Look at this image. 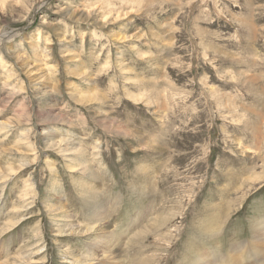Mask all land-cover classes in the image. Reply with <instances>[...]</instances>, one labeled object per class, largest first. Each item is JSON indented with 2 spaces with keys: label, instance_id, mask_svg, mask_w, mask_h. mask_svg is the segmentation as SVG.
I'll return each mask as SVG.
<instances>
[{
  "label": "rangeland",
  "instance_id": "rangeland-1",
  "mask_svg": "<svg viewBox=\"0 0 264 264\" xmlns=\"http://www.w3.org/2000/svg\"><path fill=\"white\" fill-rule=\"evenodd\" d=\"M17 1L0 0V148H14L23 133L29 143L25 153L0 151L1 168L24 164L13 184L0 173V263L30 247L40 264H62V245L92 251L78 238L58 242L43 206L53 214L62 191L74 223L90 224L85 182L121 244L120 264H206V255L209 264H253L264 183L244 180L264 174V0ZM109 12L120 17L113 23ZM66 45L74 55L63 57ZM47 47L55 90L42 79L34 86L14 57L42 62ZM8 69L20 80L6 83ZM82 73L91 86L75 76ZM91 93L102 97L96 106L73 100ZM51 101L68 120L52 132L79 146L90 176L69 173L44 146L38 111ZM97 113L135 135L107 132ZM20 116L13 129L2 124Z\"/></svg>",
  "mask_w": 264,
  "mask_h": 264
},
{
  "label": "bare ground",
  "instance_id": "bare-ground-1",
  "mask_svg": "<svg viewBox=\"0 0 264 264\" xmlns=\"http://www.w3.org/2000/svg\"><path fill=\"white\" fill-rule=\"evenodd\" d=\"M6 2L10 1V0H5ZM20 2V0H18L17 2H14V6L18 5ZM6 6V5H5ZM60 12H62L63 14H67V12L69 13V11H65V10H58V13L61 14ZM113 12H109L107 15L108 17L112 16ZM75 14V12H72L69 14V17L67 16V19H71L70 17H73ZM114 14V13H113ZM115 18L113 19V23L118 20V18L120 17V14H114ZM105 20L106 18L102 21V27L105 26ZM62 35V34H61ZM122 36V35H120ZM9 37V36H8ZM137 37V36H136ZM10 38H8L7 40H9ZM12 39V38H11ZM10 39V40H11ZM113 39H115V42H119L120 44L123 43L122 42V37H114ZM1 40V39H0ZM6 40V41H7ZM124 40V38H123ZM134 40V39H133ZM129 41V40H128ZM1 42V41H0ZM125 42V41H124ZM131 43V42H130ZM125 45V47H129L131 49V52L134 56L137 57V59H141L144 57L143 54H140L139 52H135V46L133 45ZM35 47V46H34ZM48 47L45 48V53H44V61L42 62H35L32 63L30 62L27 58H24L23 60L21 59V57L17 54L14 55L15 59L17 60V62L25 69V74H27V76L32 80L33 85H35L36 81L39 79L43 80V83H51V89L55 90V88H57L59 86V82H60V78L57 76L58 73V66L56 64V62L54 63L50 58V53L48 52ZM66 49H69V46L66 45ZM70 50V49H69ZM35 51V49H34ZM70 53V54H69ZM38 55V54H37ZM35 54L36 57H41V56H37ZM69 55H74L73 52L68 51L65 52L63 57H68ZM43 58V57H42ZM72 59H74L75 57H71ZM22 62V63H21ZM2 64L5 65L6 67V62H4L2 60ZM8 74L9 76H6L8 78V80L6 81V83H10L12 82V80H9L11 78H13L12 76H15L14 79L16 80H20L19 78V74H16V72L12 69H8ZM124 73H128V72H124ZM74 74V73H72ZM77 75V77L79 79H86L87 83L86 86H91V78H82L85 76L84 73L82 74H75V76ZM31 82V83H32ZM21 86L17 87L18 89ZM90 89V88H89ZM18 92V91H17ZM151 94V93H150ZM155 95L159 96V93H155ZM143 98V97H142ZM142 98H139L140 100ZM149 97L146 96V99H148ZM137 99V100H139ZM73 100L76 103H81V104H85L86 102H88L90 104V106H96V104L99 103V100L102 101V97L96 93H91V94H75L73 96ZM57 106L54 104L53 101H51V103L49 104L48 109H43L46 110L45 112H43L42 114L40 113V111H38L39 114V125H42L43 128L40 130V134L39 136L41 137V140L44 144V146L47 148V150H50L52 153L60 155L61 157H63L65 159V161L68 163L66 164V169H68L69 173H79L80 176L84 177L85 175L88 174V176H90L89 173V169L86 165L85 162V158H84V153L83 151L79 148V146L77 144H75L74 142L70 141L67 138H62L59 137V135L53 133V128L54 126H57V124L59 122L61 123H68V120L65 119V117L61 114H59V112L57 111ZM25 109V111H30L29 108H27L26 105H23V107ZM41 110V112L43 111ZM98 117H97V124H99V126H101L102 128H104L107 132L113 131L115 133H119L120 135L123 136H127L133 134L135 135L134 132L129 131L128 128L122 124H116L114 123L112 120H110V118L105 115V114H100L97 113ZM25 119L23 117L20 116V119H17L16 121H12L10 120H6L5 122H3L2 124L10 129H13L14 127L19 126L20 121H24ZM28 121V118H27ZM22 135H24L22 137V140H20L17 144H15L13 147L16 148V150L14 148L9 149V148H0V151L4 153L8 152V151H13L14 153L20 154V152L25 153V151L22 149V142L23 141H27V143H29V138L27 136H25V133H23ZM19 152H18V151ZM263 163V168H264V161H262ZM26 167V166H25ZM24 169V164L21 165H12V166H7L4 168L0 167V173H4L7 176V179L5 180V182H10L11 184L14 183L15 179L18 178V175L21 174V171ZM56 169L54 167L50 168V171H55ZM245 183L248 184H263L264 183V174H259V175H254L251 179L250 178H246ZM57 183V182H56ZM61 186V185H60ZM263 185H260L259 187L261 188ZM88 184L83 182L82 184V191L84 193H87L86 198L87 200V208L86 211L88 213L87 217L90 219V224H85V225H80V224H75L74 223V219H72L70 213L65 209V205H63V200H62V191L60 192L59 199L61 202H58V205L54 208V206H51V212L53 214H50V210H48L46 208V201L43 202V206L45 208V212L48 214L50 220H51V224H52V231L54 234V238L60 242L61 244L63 243H71L73 240V238H78L76 240H80L79 242L83 245H85V243L88 242L89 247H92V251L87 250V253L89 251L88 254H85L83 256H79L75 253H73L72 251H70L68 248L65 247H58L60 248L59 250L61 251V260H62V264H120L121 261V244L120 246L117 244V239L114 236L112 230H110L108 228V223L103 215V209L100 205V201L98 199V193L96 189H92L91 188H87ZM259 188V189H260ZM258 189V190H259ZM63 190V189H62ZM89 190V191H88ZM19 200H21L23 202L22 207L25 208L28 204L26 203L27 201V197L25 196V194H23L22 196H19ZM52 204V203H51ZM50 204V205H51ZM27 209H31V208H27ZM26 211V209H22L20 212ZM14 214H16L15 212H13ZM34 216L30 215L26 218H22V220H19L18 223H22L25 222L26 220H29L31 218H33ZM14 222H9V223H5L4 226L7 228H10L13 225ZM152 227L151 226H147L145 228L146 231L151 230ZM253 238H252V242H253V250H254V255H253V260L254 263L253 264H264V221H260L259 223H256L253 226ZM92 233L96 234L97 236H91ZM120 243V242H119ZM102 246V250L104 252V254H102V257L100 256V260L97 259V257L95 256L96 253H94L95 251H98L97 248L95 247H100ZM105 248V249H103ZM43 248H41L42 250ZM263 252V254H262ZM42 252H39V254H41ZM104 255V256H103ZM250 256V255H249ZM37 257V253L34 252V248L30 247L27 252L25 253V256L20 257L19 255H15L13 257H9V259L3 261V264H26L28 262V264H40L43 261H35ZM204 260H206V264H209V256L206 255L204 257ZM203 260V261H204ZM103 261H105L103 263ZM2 264V263H0Z\"/></svg>",
  "mask_w": 264,
  "mask_h": 264
}]
</instances>
